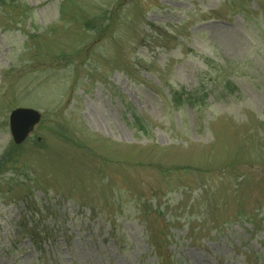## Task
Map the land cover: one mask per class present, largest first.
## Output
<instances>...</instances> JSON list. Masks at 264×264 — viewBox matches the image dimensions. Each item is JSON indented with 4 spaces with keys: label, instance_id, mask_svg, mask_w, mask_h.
<instances>
[{
    "label": "rangeland",
    "instance_id": "1",
    "mask_svg": "<svg viewBox=\"0 0 264 264\" xmlns=\"http://www.w3.org/2000/svg\"><path fill=\"white\" fill-rule=\"evenodd\" d=\"M16 1L0 5V264H264V0ZM197 89L205 106L171 100ZM19 107L42 118L17 145ZM47 227L45 254L25 231Z\"/></svg>",
    "mask_w": 264,
    "mask_h": 264
},
{
    "label": "trees",
    "instance_id": "2",
    "mask_svg": "<svg viewBox=\"0 0 264 264\" xmlns=\"http://www.w3.org/2000/svg\"><path fill=\"white\" fill-rule=\"evenodd\" d=\"M15 2H17L16 0H0V5L1 6H6L7 4H16ZM245 2V0H243L240 4L243 5ZM250 2V0H249ZM246 3V2H245ZM234 4H238V1H234ZM242 11V10H240ZM109 20V19H108ZM87 23V28L88 26H91L90 23H94L95 25H93V27L95 26L96 29L94 28H89L92 29V31L100 33V32H104L105 30H108L109 28V22L107 20L103 19V16L99 17L98 20H94L91 19L89 21L86 22ZM213 81H215L214 79H212ZM217 89H220V91L224 94L227 95H236V92L238 91L237 86L235 85V83L230 80V79H226L224 82H221L219 87H217ZM198 93H201L198 89L195 90L194 92H183L182 94H178L177 91L173 90L171 92V100L174 103V105L176 107H180L182 105H189L190 107L194 108V106L200 104L199 100H198ZM208 95V93H207ZM202 105H206V103H202L199 105V107H201ZM136 122V121H135ZM11 160V159H9ZM4 161V160H3ZM2 161V162H3ZM25 234L29 237V239L32 241L33 245L36 247L37 250L47 254V251L45 250L44 245L47 242H51L52 241H57L59 236L58 233L56 232V230L54 228L51 227H47L43 230H34L32 229H27L25 231ZM49 258H51L50 255H47ZM162 261L160 260V257L158 255V260L157 263L158 264H170V262L167 260V258L165 257H161Z\"/></svg>",
    "mask_w": 264,
    "mask_h": 264
},
{
    "label": "water",
    "instance_id": "3",
    "mask_svg": "<svg viewBox=\"0 0 264 264\" xmlns=\"http://www.w3.org/2000/svg\"><path fill=\"white\" fill-rule=\"evenodd\" d=\"M42 113L30 107H19L10 113L9 127L16 144L23 143L40 122Z\"/></svg>",
    "mask_w": 264,
    "mask_h": 264
}]
</instances>
